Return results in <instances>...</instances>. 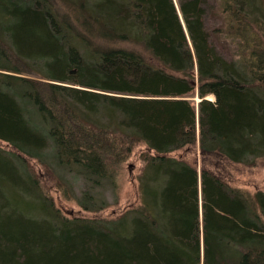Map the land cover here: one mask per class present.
Masks as SVG:
<instances>
[{
    "label": "trees",
    "instance_id": "obj_1",
    "mask_svg": "<svg viewBox=\"0 0 264 264\" xmlns=\"http://www.w3.org/2000/svg\"><path fill=\"white\" fill-rule=\"evenodd\" d=\"M205 5L86 0L70 16L51 0H0V143L40 162L52 144L96 182L137 146L145 158L140 208L92 218L63 215L36 174L30 192L18 186L0 155V264H264V192L221 173L264 157V0H219L233 58L212 44ZM119 40L130 45L107 42ZM38 60L44 76L23 71ZM84 195L83 209L104 208Z\"/></svg>",
    "mask_w": 264,
    "mask_h": 264
},
{
    "label": "rangeland",
    "instance_id": "obj_2",
    "mask_svg": "<svg viewBox=\"0 0 264 264\" xmlns=\"http://www.w3.org/2000/svg\"><path fill=\"white\" fill-rule=\"evenodd\" d=\"M55 8L65 15H72L71 10L75 1L86 0H51ZM90 3L98 0H88ZM177 1V0H175ZM205 15L204 22L210 32V40L214 47L226 58H233L237 54V40H232L230 37L223 33H218L215 29L219 26H224V16L219 12L218 2L219 0H205ZM13 25V24H12ZM79 26V25H78ZM78 29L84 30L82 27ZM19 32H22L20 30ZM24 35V33H22ZM92 36V35H90ZM110 44L121 43L123 46L130 45L127 40L119 41H107ZM99 43H106L105 40H100ZM138 47H141L137 42ZM81 47L80 45H78ZM20 65V63L18 64ZM23 71H27L34 76H44L47 73L43 60H38L35 65L28 68V66H22ZM28 72V73H29ZM31 76V75H30ZM33 77V75L31 76ZM190 99L197 102L199 99L197 96H189ZM207 98L213 99L212 95H208ZM22 104V103H21ZM28 101L23 100V105L29 106ZM25 108L30 112V108ZM28 112L26 115L29 116ZM33 113V112H32ZM37 116V117H36ZM31 123L35 126H43L44 123L41 120L40 115H30ZM53 145L49 144L44 148L41 153L40 162L35 157H16L13 155L12 150L7 148L6 143H0V155L2 160L10 163V167L13 170L11 175L17 183H20L21 187H27L29 192L31 191V185L28 184L24 178L38 175L40 177V189L53 199L54 204L59 208L60 212L68 217H105L111 218L115 215L121 214L125 209L140 208L142 203V172L145 165V158L140 146L135 147L129 158L120 166V169L115 172L116 176L114 181L107 179H100L96 182L95 179L87 178L84 173H80L76 168H68L64 165H60L52 152ZM195 155L190 154L189 161L199 166V151L196 148ZM221 173L225 178L230 179V182L235 187H240L249 193H253L256 190H262L264 192V157H258L254 159L253 163H222ZM27 176V177H26ZM18 179V180H17ZM25 190V189H24ZM25 191H23L24 193ZM85 194V195H84ZM29 196V194H26ZM89 197L86 201L88 205L94 207H100L104 205L100 211H89L83 209L79 204L81 198ZM89 195V196H88ZM30 200V199H29ZM89 202V203H88ZM35 203V202H34ZM32 209V208H30ZM133 212H129V216H132Z\"/></svg>",
    "mask_w": 264,
    "mask_h": 264
}]
</instances>
